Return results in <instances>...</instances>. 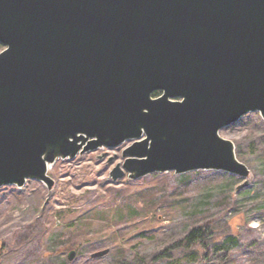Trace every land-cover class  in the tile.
Here are the masks:
<instances>
[{"label": "water", "instance_id": "water-1", "mask_svg": "<svg viewBox=\"0 0 264 264\" xmlns=\"http://www.w3.org/2000/svg\"><path fill=\"white\" fill-rule=\"evenodd\" d=\"M0 44V187L133 140L114 181L250 176L220 132L264 119V0H0Z\"/></svg>", "mask_w": 264, "mask_h": 264}, {"label": "rangeland", "instance_id": "rangeland-1", "mask_svg": "<svg viewBox=\"0 0 264 264\" xmlns=\"http://www.w3.org/2000/svg\"><path fill=\"white\" fill-rule=\"evenodd\" d=\"M220 134L248 178L199 170L114 181L133 140L59 159L51 189L0 187V264H264V119L248 113ZM198 227L214 243L178 247Z\"/></svg>", "mask_w": 264, "mask_h": 264}, {"label": "trees", "instance_id": "trees-1", "mask_svg": "<svg viewBox=\"0 0 264 264\" xmlns=\"http://www.w3.org/2000/svg\"><path fill=\"white\" fill-rule=\"evenodd\" d=\"M160 95V92L155 93V97H158ZM211 235V233H208V230L203 227H198L196 229H193L189 235L182 240L180 243H178V247L184 246V247H190L194 245H199L203 247L204 249H208L211 244L214 243V238L208 237Z\"/></svg>", "mask_w": 264, "mask_h": 264}, {"label": "bare ground", "instance_id": "bare-ground-1", "mask_svg": "<svg viewBox=\"0 0 264 264\" xmlns=\"http://www.w3.org/2000/svg\"><path fill=\"white\" fill-rule=\"evenodd\" d=\"M51 167H52V166H50V168H51ZM50 168H49V169H50ZM110 252H111V251H110Z\"/></svg>", "mask_w": 264, "mask_h": 264}]
</instances>
